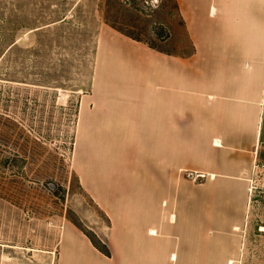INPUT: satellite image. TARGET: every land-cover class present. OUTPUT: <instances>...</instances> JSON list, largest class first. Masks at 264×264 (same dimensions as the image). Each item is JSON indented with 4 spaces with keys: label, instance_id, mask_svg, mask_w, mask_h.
<instances>
[{
    "label": "crops",
    "instance_id": "crops-1",
    "mask_svg": "<svg viewBox=\"0 0 264 264\" xmlns=\"http://www.w3.org/2000/svg\"><path fill=\"white\" fill-rule=\"evenodd\" d=\"M176 1L194 45L188 58L106 23L97 29L73 167L111 220L112 256L68 222L48 251L55 264H235L239 256L264 103V0Z\"/></svg>",
    "mask_w": 264,
    "mask_h": 264
},
{
    "label": "rangeland",
    "instance_id": "rangeland-1",
    "mask_svg": "<svg viewBox=\"0 0 264 264\" xmlns=\"http://www.w3.org/2000/svg\"><path fill=\"white\" fill-rule=\"evenodd\" d=\"M101 23L176 57L192 51L174 0L141 7L131 0H0V264H55L48 251L68 222L101 247L109 239L111 220L73 167L79 102L90 88ZM263 124L264 103L235 264H264Z\"/></svg>",
    "mask_w": 264,
    "mask_h": 264
},
{
    "label": "trees",
    "instance_id": "trees-1",
    "mask_svg": "<svg viewBox=\"0 0 264 264\" xmlns=\"http://www.w3.org/2000/svg\"><path fill=\"white\" fill-rule=\"evenodd\" d=\"M132 1V3H133V5L134 6H137V7H141V3L144 1V0H131ZM175 1V8H176V10H177V12H178V14H179V6H178V3H177V1L176 0H174ZM179 16H180V18H181V15L179 14ZM181 22H182V24L184 25V22H183V20H182V18H181ZM114 27V26H113ZM115 28V27H114ZM117 29V28H116ZM117 30H119L120 32H122V33H124V34H126L127 36H130V37H133V38H135L134 36H132V35H130V34H127V33H125L124 31H122V30H120V29H117ZM137 39V38H136ZM137 40H139V39H137ZM190 40V39H189ZM190 42H191V40H190ZM145 44H147L149 47H151V48H153V49H155V50H157V51H159V52H162V53H165V54H169V55H173L171 52H169V51H166V50H162V49H159V48H157V47H155V46H153V45H151V44H149V43H146V42H144ZM191 47H192V51L189 53V54H187V55H180V57H182V58H188V57H190V56H192L193 55V53H194V45H193V43L191 42ZM174 56H176V55H174ZM261 139H262V141L264 142V124H263V126H262V131H261ZM99 208V207H98ZM74 225H76L83 233H85L76 223H74ZM87 236H88V238L91 240V242L93 243V245L101 252V253H103L104 255H106V256H108V257H111L112 256V252H111V248H110V245H109V239H108V236H106V242H105V246L104 247H101L100 245H98L87 233H85Z\"/></svg>",
    "mask_w": 264,
    "mask_h": 264
},
{
    "label": "bare ground",
    "instance_id": "bare-ground-1",
    "mask_svg": "<svg viewBox=\"0 0 264 264\" xmlns=\"http://www.w3.org/2000/svg\"><path fill=\"white\" fill-rule=\"evenodd\" d=\"M218 143V142H217Z\"/></svg>",
    "mask_w": 264,
    "mask_h": 264
}]
</instances>
